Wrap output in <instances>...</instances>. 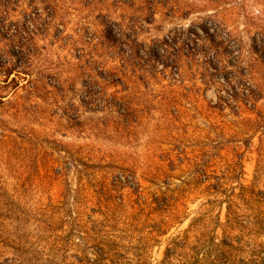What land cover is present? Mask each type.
I'll list each match as a JSON object with an SVG mask.
<instances>
[{
	"label": "rangeland",
	"instance_id": "374dc122",
	"mask_svg": "<svg viewBox=\"0 0 264 264\" xmlns=\"http://www.w3.org/2000/svg\"><path fill=\"white\" fill-rule=\"evenodd\" d=\"M0 264H264V0H0Z\"/></svg>",
	"mask_w": 264,
	"mask_h": 264
},
{
	"label": "built area",
	"instance_id": "2783aa9c",
	"mask_svg": "<svg viewBox=\"0 0 264 264\" xmlns=\"http://www.w3.org/2000/svg\"><path fill=\"white\" fill-rule=\"evenodd\" d=\"M113 180L125 186H132L135 183V175L130 171H118L114 174Z\"/></svg>",
	"mask_w": 264,
	"mask_h": 264
}]
</instances>
